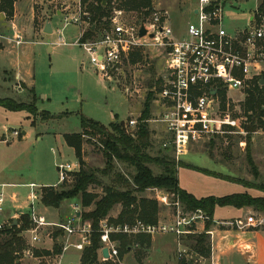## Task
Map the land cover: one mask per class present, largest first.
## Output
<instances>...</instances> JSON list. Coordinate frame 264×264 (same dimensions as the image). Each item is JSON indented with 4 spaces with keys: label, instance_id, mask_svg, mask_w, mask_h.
I'll use <instances>...</instances> for the list:
<instances>
[{
    "label": "rangeland",
    "instance_id": "1",
    "mask_svg": "<svg viewBox=\"0 0 264 264\" xmlns=\"http://www.w3.org/2000/svg\"><path fill=\"white\" fill-rule=\"evenodd\" d=\"M187 1L194 3L197 0ZM212 1L219 2V0ZM220 2L222 3L221 10L224 20L222 26L229 33L234 30H243L248 26H255L258 24L257 21H260L256 16L258 15L257 7L261 4L264 7V0H222ZM54 3L42 2L34 8L35 28H37V25L41 26L45 18V16L42 18H37V16L46 11L47 15L51 17V25L54 31L51 36L42 40L45 47L34 52L32 67L35 75L36 94L38 98L40 97L39 94L46 96L45 100H39L37 103L38 110L42 112L40 114L41 119L36 120L34 129L31 132L29 124L26 125L25 123L24 115L26 116V112L6 113L0 108V128L4 126L10 130L18 131L19 134L23 131L28 132L26 138L19 136V139L15 138L12 143L11 139L4 145L0 144V173L2 172V175L6 174L5 176L12 175L14 177L12 180L19 182L21 185L29 183L35 185V189L32 191L34 195L32 200L28 186H20L11 190L4 189L3 209L7 206L17 208L16 213L19 215L29 213L31 211L30 206H32L33 213L36 216L43 217L48 224H59L68 220L69 217H72L73 205L75 204V201L63 202L58 210L47 209L45 211L39 202L38 185L55 184L56 186L53 187L56 190H59L62 186V184L57 185V165L78 163L74 153L65 146L63 136L80 132L81 117L98 122L103 126L137 120L149 92L148 84L152 81L157 82L163 75L162 68L165 61V51L160 47L133 48L122 53L120 63L115 66L110 74V80L99 77L96 75V68L88 65L85 53L80 48L72 45L79 34L82 31L85 32L89 27L88 23H82L81 27L69 23L77 13L79 0H70L66 7H61L60 1ZM112 3L114 6L116 5L115 0H112ZM151 3V11L146 17L142 12L135 14L134 12L113 10L110 18L118 12L120 15L117 17L123 22L140 24L143 18H145L143 21L148 22L153 13H157L161 17V22H165L172 30L174 38H185L187 25L195 22V16L187 8L185 2L183 0H151ZM233 3H237V6L234 7ZM55 11L62 13L57 16ZM251 15L254 19L253 22H249ZM3 16L7 21L13 17L12 15L11 18H7L4 14ZM263 16L264 14L261 17ZM65 18H67V21H65ZM66 22L68 24L65 26ZM108 22L110 28L109 19ZM58 31H61V35L57 34ZM48 46L52 49L50 53L47 51ZM136 50H140L142 60L131 65L128 61V55ZM13 90L16 93L21 92L20 89ZM244 97V92L237 90L229 91L225 97L226 108L228 107L226 113H228L230 120L236 122L240 130H242L240 122L245 121L242 118L241 109ZM154 100L155 94L150 105V121H148V129L152 134L153 144L152 149L149 151L151 156H157L159 150H161L159 141L166 138L164 127L155 122L161 110ZM43 112L46 114H43ZM28 115L30 120H34L37 117V110L35 109L33 114L28 113ZM220 116L221 111L218 105L215 109V117L220 118ZM221 130L222 134L214 137L212 147L204 139L193 141L190 144L188 154L180 158L179 162L183 167L177 168L178 183L180 187L196 197H223L239 194L244 189L234 185V183L231 184L221 179L191 171L185 168V164L223 176L227 175L235 180L251 184L264 183V133L258 131L250 135L249 139L250 157L259 174V178L256 180L252 177L250 167L246 161V134L238 133V130L231 126L222 127ZM99 149V146L94 142L83 143L82 153L85 168L102 169L104 167L105 160ZM117 168L121 170L119 165H117ZM151 168L155 173L157 172L156 168ZM103 181L105 184L106 179H103ZM69 183H64L65 188L69 187ZM89 192L102 194L101 189L98 187H90ZM8 193H16L15 200H12ZM140 196L154 200V194L148 190ZM68 205L72 206V212ZM80 210L81 208L77 207V212ZM119 211L120 208L115 207L109 216L116 218ZM234 212L233 208L215 209L213 216L215 220H212L208 228V231L214 233L213 239L205 235L207 237L206 246L209 248L208 258L195 255L188 249L190 246L188 237L190 236L175 238L174 236L160 235L153 238L149 237L150 247L148 249L133 246L113 264H179V254L183 255L184 260L192 261V264H213L212 246L215 248V237L226 233L234 235L235 232L241 233L244 231L240 226L245 224L242 225L238 222V225L233 224L230 226L229 223H234V220H223L231 217ZM174 214L175 211L172 207H166L158 203L157 222L170 221L173 219ZM261 215H252L254 220L250 221V224L251 227L257 228L259 226L264 231V219H261ZM204 222L198 223V226L203 230L206 224ZM241 229L243 230L241 231ZM53 231V228L40 231L39 243L41 242L42 246L53 247L54 242L51 238ZM198 235L201 234L191 236ZM25 241L27 243L26 238ZM57 242L59 245L61 239ZM35 246L33 247L34 250L36 249ZM78 259V254L70 250L64 257L63 263L74 262L77 264L79 263ZM98 262L102 264V262ZM232 262H234L233 264H240L238 261ZM18 264H38V261L36 259L21 258Z\"/></svg>",
    "mask_w": 264,
    "mask_h": 264
},
{
    "label": "built area",
    "instance_id": "2",
    "mask_svg": "<svg viewBox=\"0 0 264 264\" xmlns=\"http://www.w3.org/2000/svg\"><path fill=\"white\" fill-rule=\"evenodd\" d=\"M220 1L222 0H198L194 13L195 22L187 25L185 38H174L172 30L165 22H161L157 13H153L148 22L141 21L136 24L123 22L117 17L120 15L117 12L109 19L110 28L104 30L100 37L82 41L80 36L73 44L85 53L88 65L96 68V75L106 80L111 79L110 74L120 63L123 52L133 48L164 49L163 75L157 80L158 91L155 87L152 89L155 93L154 102L161 110L155 122L160 123L166 133V138L161 140L160 149L168 150L176 164L181 157L188 154L193 141H210L222 134V127H235L238 133L244 134L236 122L230 120L226 113L228 107L221 113L220 118L215 117V109L219 105L218 93L221 90L225 91L226 95L234 90L244 92L252 80H264V16L259 17L260 21L255 26L229 33L222 26L224 20ZM85 16L78 10L69 23L87 24L88 22L83 20ZM67 24L68 22L65 26ZM141 26L145 30V36L140 38ZM150 35H153V38H150ZM125 125L132 131L137 125V120H130ZM19 136L18 131L6 130L0 136V142L5 144ZM78 170V163L57 165V185L71 182L70 175ZM28 188L32 200L35 186L29 185ZM148 191L154 194L153 199L157 203L173 208V219L156 224L135 220L133 223L122 225L109 223L107 219L100 221L97 230L100 241L98 261L104 263L118 260L117 243L111 239L115 236L153 238L168 235L181 238L200 233L213 239V232L198 226V223L208 221L204 213L199 210L186 211L177 198L161 190ZM4 199L3 193L0 192V214L3 212ZM73 212L78 213L77 207L73 208ZM29 220L31 227L24 232V237L28 238L27 249L18 255L20 259H36L38 264H64V257L70 250L81 255L90 245L93 233L90 223L81 222L74 215L65 222L48 224L44 218L32 212ZM233 224L238 225V222L229 223L230 226ZM5 226L10 227L9 223H0V230ZM240 227L238 226L239 229ZM47 228L61 233L60 252L53 257L36 258L33 255V247L40 241V231ZM104 248L108 252L107 260L101 256V250ZM181 257L183 255L179 254L178 258ZM80 258L81 256L77 264H80Z\"/></svg>",
    "mask_w": 264,
    "mask_h": 264
},
{
    "label": "trees",
    "instance_id": "3",
    "mask_svg": "<svg viewBox=\"0 0 264 264\" xmlns=\"http://www.w3.org/2000/svg\"><path fill=\"white\" fill-rule=\"evenodd\" d=\"M14 1L0 0V13L7 18H11ZM79 4L81 12L86 15L83 20H86L89 24L88 29L82 35V41L93 39L96 30L101 32L107 30L109 28L108 19H110L113 10H123L135 14L142 12L146 17L150 13L152 5L151 0H115V6L112 0H79ZM257 14V18L264 14L263 4L257 7ZM92 26H95L94 31ZM141 60L140 50L128 55V61L131 65ZM152 82L148 84V95L137 119V125L132 131L122 122L103 126L98 122L81 117L80 132L63 136L66 147L73 151L78 161V172L70 175L71 182L68 188H65V184H62L59 190L54 187L39 189V201L45 208L58 209L65 201H79L77 205L81 208L78 212L79 219L81 222L90 223L93 230L90 245L82 252L80 264H100L97 254L100 249L97 233L100 221L107 219L109 223L116 225L130 224L135 220H140L146 224H156L158 220V203L155 200L140 196L149 189L161 190L172 195L179 200L188 212L199 210L204 213L208 219L204 225L205 231L208 230L212 222L216 208H233L237 210L251 208L264 217V197H252L247 193H242L196 199L178 186L177 168L183 167L181 162L176 164L168 150H159L157 156L149 154L153 144L147 121L150 120V105L155 94L152 89L155 87V90L158 91L159 88V81ZM244 94L241 109L242 118L245 121H241L240 126L247 139L246 161L250 167L252 177L257 180L259 174L250 157L249 139L250 135L258 131L264 133V86L259 85L258 79L252 80L244 90ZM225 97V91L221 90L218 93L221 113L226 110ZM34 105V99L30 104H24L0 98V108L8 112L33 114L35 112ZM213 140L214 138L207 142L210 147L213 146ZM85 142H94L99 146L105 160L102 169L85 168L82 153V145ZM160 143L161 141H159V146ZM209 155L211 156V154ZM117 165L121 170L117 168ZM151 167L156 168L157 172L155 173ZM185 168L264 194V183L251 184L192 166L185 165ZM103 179H106L105 184ZM90 187L100 188L102 194L89 192ZM115 207H119L120 211L116 218H111L109 214ZM9 225L10 227L5 226L0 230V264H18L20 259L18 255L27 249L24 232L31 227L29 215L20 216L15 226L12 225V222ZM60 236L61 233L54 230L51 234L54 242L51 251L34 250V257L46 258L58 254L60 246L57 240ZM111 239L117 243L118 258H121L133 246L146 249L150 247V238L145 236L131 239L115 236ZM188 239L190 242L188 249L193 254L208 258L209 248L206 246L207 237L204 234L190 236ZM179 259V264L192 263V261L184 260L183 257ZM102 264H113V262L107 261Z\"/></svg>",
    "mask_w": 264,
    "mask_h": 264
},
{
    "label": "crops",
    "instance_id": "4",
    "mask_svg": "<svg viewBox=\"0 0 264 264\" xmlns=\"http://www.w3.org/2000/svg\"><path fill=\"white\" fill-rule=\"evenodd\" d=\"M58 1L61 2V7H66L70 3V0H15L13 4L12 19H9L7 21L5 17L3 16V14L0 13V46H1V49H0V98L10 99L15 102L24 103V104H30L34 99V102H35L34 106H35V109L37 110V117H35L34 120H30L29 119L30 116L28 115L27 112L25 113L26 116L24 115L25 123L26 125L29 124L28 126L31 132L34 129L33 127L35 126L36 120L41 119L40 114H42V112L38 110L37 103L39 100L43 101L46 98V96L43 94H39L40 97L38 98V95L36 94V85L34 83L35 75H34V71L32 67L34 64V52L35 50H38L39 48L45 47V43L42 40H44V38L51 36L54 32L52 25H51V17L50 15L49 16L47 15L46 11L41 12L40 13L41 15L37 16V18L38 17L42 18L43 16H45V18H44V21H42V25L41 26L37 25V28H35L34 8L35 6L37 7L39 3H42V2L51 4L54 2L56 3ZM183 1L185 2V5L187 6V8L194 14L198 6V0L194 3H190L187 0H183ZM233 6L236 7L237 3H233ZM38 7L40 8V6ZM78 10L81 11L79 3H78L77 11ZM61 13L62 12L55 11V15L57 16L61 15ZM249 22H253L252 15L249 19ZM46 25H49L50 27V34L44 33ZM81 25H77V27H81ZM92 30L93 31L95 30V26H92ZM102 32L100 30H96L94 34L95 36L94 38L100 37ZM57 34L61 35V31H58ZM83 34L84 32L82 31V33L79 34L78 38L82 36ZM18 42L20 44L16 45V43ZM47 51L50 53L52 52V49H50V47L48 46ZM13 89H17V90L20 89L21 92L19 93L18 91V93H16L14 92L15 90ZM2 110L6 113H14V112H8L4 109ZM43 114H46V113L43 112ZM6 130H10V129L5 128L4 126H1L0 136ZM20 136L21 138H26L28 136V132L23 131L21 132ZM37 139H38V136H37ZM13 140L14 139H12L11 143L13 142ZM0 144L4 145V143H1V142ZM188 165L193 166L190 164ZM195 168H199V167H195ZM199 169H202V168H199ZM203 170H206V169H203ZM5 175L6 174L2 175V172L0 173V186H3V187H0V192L3 193L4 198H5L4 189L11 190L12 188H19L20 186L22 187H27L29 185L35 186L34 183L21 185L19 182L12 180L14 179L12 175L10 174L7 176ZM234 185L241 187L240 185H237V184H234ZM53 186H55V184L38 185L39 189L43 187H53ZM178 186L181 190L192 195L196 199L206 198V197H196L195 195L191 194L186 189L180 187L179 183H178ZM241 188L246 191L243 190L239 194L247 193L252 197H264V194L259 193L257 191L247 190L243 187ZM8 194H10L9 196L12 200H15L16 193H8ZM73 201H75V204H76V205L74 204L73 207H77L79 201L78 200H73ZM65 202L70 203L72 201H65ZM68 206H69L70 211L72 212V206L71 205H68ZM30 208H31V211L27 213V215H30L33 212L32 211L33 207L30 206ZM16 209L17 208L14 209L8 206L5 207L3 209L2 214H0V223L8 224L12 222L13 224V222L16 221V224H17L18 218L24 214L18 215L16 213ZM47 209H51V208L44 207L45 211ZM229 209H232V208H229ZM55 210H58V209H55ZM234 210L235 212L231 214V217H228L227 219H223V220H234V221L240 222L242 225L245 224L242 226L244 231H242L243 229H241L242 231L241 233L235 232L234 235L230 233H226L225 235H217L215 237L216 238L215 248L212 246L213 264H233L234 262L232 261H236V262L238 261L240 264H264V231L259 226H257V228L251 227V224H250L251 223L250 221L254 220L252 218V215L254 214L261 215V214L258 212H255L251 208H244L241 210L234 209ZM73 213H72V216L75 215ZM213 219L214 217L212 218V220ZM261 219L262 220L264 219L262 215H261ZM216 221H222V220H216ZM25 238L28 242V238L27 237ZM151 243H152V239H151ZM35 245H34L36 248L35 250L51 251V248H52L51 246L49 247L42 246L41 242L40 243L38 242ZM81 255L78 254V256H81Z\"/></svg>",
    "mask_w": 264,
    "mask_h": 264
},
{
    "label": "water",
    "instance_id": "5",
    "mask_svg": "<svg viewBox=\"0 0 264 264\" xmlns=\"http://www.w3.org/2000/svg\"><path fill=\"white\" fill-rule=\"evenodd\" d=\"M44 33L50 34V27H49V25H46L45 30H44ZM144 36H145V30H144L143 26H141L139 28V37L141 38V37H144ZM149 37L150 38H153V35H150ZM263 84H264V80L261 79L260 82H259V85L262 86ZM74 217L78 219L79 218V214L78 213H75ZM12 225L15 226L16 225V221H14ZM101 256H102L103 259H106V260L108 259V252H107V249L106 248H104V249L101 250ZM188 264H192V263L188 262Z\"/></svg>",
    "mask_w": 264,
    "mask_h": 264
}]
</instances>
